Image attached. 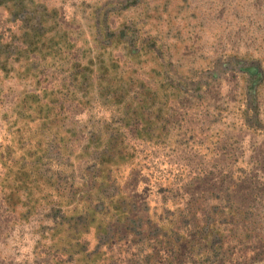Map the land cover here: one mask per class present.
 <instances>
[{
    "label": "trees",
    "instance_id": "obj_1",
    "mask_svg": "<svg viewBox=\"0 0 264 264\" xmlns=\"http://www.w3.org/2000/svg\"><path fill=\"white\" fill-rule=\"evenodd\" d=\"M144 1L111 0L96 7L87 25L93 45L81 47L72 42L62 53L58 41L45 37L54 25H45L51 14L43 4L0 0V6L8 9L10 23L22 31L23 40L17 41V32L9 38L0 32V69L8 64L12 68L17 59L27 58V72L35 75L36 86L41 84L36 75L44 76L48 67L52 75L60 77L61 86L60 90H53L56 100L46 102L47 89L39 88L38 93H27L21 104L12 109L11 116L16 120L25 118V111L33 110L32 120L41 121L34 129L27 122L17 127L15 149L10 145V136H1L0 162L8 173L6 177H12L18 186L23 181L22 191L28 196L32 195V188L42 192L38 181L43 179V185L65 197V204L58 205L61 217L69 219L63 264H264V164L257 168L251 163L253 158H249L244 165V156L227 154L231 142L241 143L243 138L238 141L222 130L196 136L188 119L176 118L175 112L177 106H185L183 101L188 102L186 110L208 108L221 72L231 71L242 78L244 97L236 112L240 131L264 141L257 99L263 71L253 61L232 57L217 60L211 71L199 77L179 75L170 68L172 57L148 30L141 32L131 21L115 27L109 18L131 7H141ZM114 48L131 58L151 57L156 66L152 72L159 78L157 85L149 89L132 78L118 84L104 65V54ZM89 52L92 55L84 61ZM91 85L101 106L114 107L108 120L90 129L83 121H70L66 127V118H59L64 103L75 100L87 105ZM165 107L168 113L172 111L171 115L163 113ZM215 120L208 121L210 126ZM179 121L187 125L182 134H173L171 154L162 155L166 160L160 163L159 184L155 185L160 199L150 197L154 188L151 184L136 193L141 171L149 175L143 169L147 158L128 161L127 144L122 138L125 128L141 142L161 144L164 149L168 124ZM19 123L12 121L11 126ZM84 134L87 145L79 147L75 155L79 166L69 173L60 171V166L70 162L69 141L75 138L74 142H82ZM29 145L34 150L24 148ZM17 149L23 152L18 159L13 155ZM232 156L234 166L228 160ZM119 163L129 166L126 177L118 175ZM13 167L17 170L11 174ZM246 169L254 175L246 173ZM256 176L259 180H255ZM68 207L71 212L67 217L63 208ZM51 209L55 214L59 212L54 205ZM124 257L128 259L124 261Z\"/></svg>",
    "mask_w": 264,
    "mask_h": 264
},
{
    "label": "rangeland",
    "instance_id": "obj_2",
    "mask_svg": "<svg viewBox=\"0 0 264 264\" xmlns=\"http://www.w3.org/2000/svg\"><path fill=\"white\" fill-rule=\"evenodd\" d=\"M32 1L35 6L43 4L45 11L51 14L50 21L45 25H54V28L52 27V31L45 34V37L58 41V47H61L62 53H64L67 50L66 46L72 42L81 47L93 45L92 31L87 26L90 13L96 7L111 0ZM7 12L6 7L0 6V32L7 34L6 38L17 32V41L21 43L23 42L20 39L22 31L16 30L18 26H14L15 23H10ZM111 17L115 27L131 21L141 32L148 30L151 37H155L159 41V46L163 47L164 52L172 57L170 68L183 77H199L206 71H211L217 60H230L227 58L235 57L253 61V64L258 65L263 71V78L257 89V99L261 119L264 123V0H145L141 7H131L121 14L110 15L109 18ZM18 22L17 20V25H19ZM9 28L11 29L10 33H8ZM55 28L56 33L54 32ZM91 55V52L87 53L84 56V61ZM104 56V65L107 66L110 75L116 78L118 84L128 83L132 78V80L142 81L149 89L151 86L157 85L156 80L159 78L152 72L156 66L151 57L131 58L119 48L110 49ZM49 59L47 57L48 61ZM28 62L30 59L19 58L12 68H9L10 64H8L5 69H0V139L1 136H4L5 139L10 136V145L12 144L13 149L17 148L15 144L18 141L17 127L23 126L27 122L34 129L41 120H32L33 110L25 111V118L16 120L14 116H11L12 109L21 104L27 93H38L40 89H47L46 102L56 100L53 90L58 91L61 88L60 77L52 75L53 71L49 67L44 76L36 75L41 80V84L36 86L35 75L31 71L27 72ZM41 66L40 64L39 67L41 68ZM94 70H97L96 66ZM217 84L213 88L212 103L208 108L186 110L189 108L186 106L188 102L183 101L181 104L185 106L179 105L175 108L176 118L188 119V124L196 136L201 132L209 134L215 133L216 130H222L238 141H240L239 137L243 138L244 142L241 143L233 140L231 146L227 147V154L244 156V165L249 158H253L251 163L259 168L264 164V160H261V157H264V141L255 139L250 135L251 133L240 131L238 113H236L244 97L242 78L231 71L226 74L221 72ZM92 87L94 86L88 87L90 95L86 96L88 98L87 105L84 101L85 106L77 104L75 100L64 103V109L61 110L59 118H66L64 122L66 127L70 121H83L88 124L90 129L97 127L104 120H108L110 110L112 111L114 107L101 106L97 96L94 95L95 90H90ZM163 113L169 116L172 111L168 113V109L165 107ZM213 119H216L215 123L210 126L208 121ZM12 121L20 123L12 127ZM186 125L185 122L180 121L176 125L168 124L169 134L165 139L164 144L167 146L164 149L161 144L151 145L141 142L140 138L125 128L122 138L127 144L128 161L140 156L147 158L145 160L147 168L143 167V169H146L149 175L146 176L144 170L141 171L143 174L140 175L135 186L136 193L142 191L143 186L151 184L154 185V188L150 197L153 200L160 199L161 193L155 188V185L159 184L158 176L162 169L160 163L162 160H166L162 155L164 152L171 154L169 151H171L173 143L171 142L173 134L176 131L182 134ZM64 134L66 135V133ZM80 135L78 139H81ZM84 137L85 134L82 142H77V140L74 142L75 138L69 141L68 147L72 152L70 162L68 166H60V171L69 173L73 168L76 169L79 166L80 161L76 159L75 155L78 154L79 147L87 145ZM34 142L33 140L31 146ZM175 143L177 145V142ZM31 146L24 148L34 150ZM88 146L90 147L91 144ZM13 152L16 159L23 155V152L18 149ZM184 152L189 151L185 150ZM64 156L63 158H65ZM234 157L228 159L231 166H234L230 161H234ZM229 162L227 161V164ZM119 164L121 173L118 175L126 177L127 171L130 169L129 166L122 167L124 163ZM248 167L250 166L248 165ZM16 170L17 167H13L11 174ZM245 172L254 175L251 169H246ZM7 174L5 167L0 162V264H63L65 246L68 242L65 235L69 219L61 217L58 205L64 203L65 197L52 192L48 185H43V179L38 181L40 185L42 183V192L38 193L32 188V195L28 196L26 192L22 191L23 181L18 182L20 188L15 182L13 183L12 177H6ZM146 179L148 182H145ZM140 180L144 181L141 185L139 184ZM255 180H259L257 176ZM163 184V187L167 186L166 183L161 182V185ZM40 189L41 187L38 188V190ZM53 205L59 211L56 214L52 212ZM70 207L63 208L67 217L71 212ZM127 259L124 257V261ZM77 263L80 264V261Z\"/></svg>",
    "mask_w": 264,
    "mask_h": 264
}]
</instances>
